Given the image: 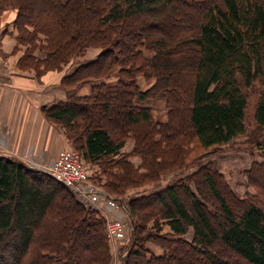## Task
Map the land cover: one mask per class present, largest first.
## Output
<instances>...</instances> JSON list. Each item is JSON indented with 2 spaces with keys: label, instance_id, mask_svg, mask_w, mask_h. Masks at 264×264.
Here are the masks:
<instances>
[{
  "label": "trees",
  "instance_id": "1",
  "mask_svg": "<svg viewBox=\"0 0 264 264\" xmlns=\"http://www.w3.org/2000/svg\"><path fill=\"white\" fill-rule=\"evenodd\" d=\"M14 1L19 13L10 24L27 47L20 69L43 78L89 47L102 48L62 78L67 88L96 82V92L42 112L83 157L101 164L103 187L126 205L132 231L123 264H264V160L246 171L255 193L243 198L211 162L122 198L185 166L188 151L204 156L243 136L264 149V0ZM8 2L0 0V10ZM116 68L117 83L101 82ZM139 74L154 83L142 89ZM161 95L166 122L142 104ZM112 105L119 127L107 125ZM127 124L142 126L133 153L151 165L146 173L122 152ZM165 224L169 233H162ZM149 241L163 246L162 254ZM110 258L100 211L50 173L0 155V264H110Z\"/></svg>",
  "mask_w": 264,
  "mask_h": 264
},
{
  "label": "rangeland",
  "instance_id": "2",
  "mask_svg": "<svg viewBox=\"0 0 264 264\" xmlns=\"http://www.w3.org/2000/svg\"><path fill=\"white\" fill-rule=\"evenodd\" d=\"M19 13V8L14 0H9L7 5H3V9L0 10V49L5 43V41L10 37L15 40V46L12 50L13 54L17 56V60L10 61V58L6 55H3L0 50V59L4 61L5 64L0 71V73L6 69L9 70L12 67L16 70L20 71H28L31 70L33 72L36 71L34 69L30 70H22L18 66L19 59L22 55H24L26 51V46L19 45L16 39L17 30L14 26L10 23L17 19ZM40 41L39 43H47V36L45 34L40 33ZM7 38V39H6ZM18 46L19 51L15 52L16 47ZM101 47H89L83 55L80 56H72L68 58L62 65L61 68L58 70H50L43 76V78H37L40 85H45L46 93L41 98L43 100H47V104L52 105L60 100H70L73 95L81 94V95H91L96 92L94 84L96 82H87V83H80L75 88H67L62 84V78L70 74L74 68L79 64L81 61L85 60H92L94 59L100 52ZM148 56L150 53L146 52ZM38 57H44L45 54L41 53L39 50L35 52ZM118 68L112 73L107 79L102 80L101 82H108L110 84L117 83L119 77L117 76ZM154 79L148 80L145 78L144 75L139 74L138 82L142 89H148L153 83ZM46 95V96H45ZM145 104L153 110L154 117L157 121L166 122L169 117L168 105L165 95H161L158 97L150 98L146 102L142 103ZM114 105H112V110L110 114L107 116H113L112 120L107 121V125L111 127H119L121 121L120 116L114 115ZM43 114V112H42ZM45 120L52 126L57 127L58 129L62 130L64 136L66 137L65 131L61 126L56 125L54 122H50L43 114ZM126 127L129 129L128 138L125 147L122 149V152L125 154L130 153V160L133 162L134 166L141 172L146 173L147 170L151 169L150 164L147 165L146 161L137 154L133 153L134 147L137 145L138 141V132L142 126L138 124H127ZM133 133V135L131 134ZM157 138L161 139V135L158 134ZM67 138V137H66ZM68 142L64 149L72 148L76 151L77 155L80 158L82 166L84 167L85 173L87 175V179L84 182L75 181V183H79L83 188H94L98 192L107 193L109 194L104 186V182L107 179V175L103 174V167L101 164L97 162H91L87 160L82 154L75 148L71 140L67 138ZM246 136L240 137L235 139L234 141L224 144L216 151L211 152L210 154L204 156H196L197 152L188 151L186 154V165L182 168H178L174 171L169 172H162L160 174L159 180L154 182H146L142 185L131 187L127 189V191L122 195V198L128 200L132 196L140 195L143 193H149L155 189L165 186L166 184L170 183L172 180L180 179V177H185L186 175L191 174L194 172L200 165L205 163L211 162L214 165V168L221 172L228 184L230 185L231 189L235 192V194L241 198L245 197L247 194L255 193V188H253L248 181V175L246 171L252 166L254 161L264 160V149H258L257 147H251L249 142H246ZM8 145L6 136L3 137L0 133V150H6ZM164 146H166L163 143ZM28 148H32L27 152L24 151L21 153L22 157L18 155H7L12 157H17L20 160L24 161L25 163H29L34 165L35 167H39L47 171H50L53 167V162L56 160L48 158L47 153L43 152L39 149L37 144H32ZM62 149V150H64ZM61 150V151H62ZM42 151V152H41ZM60 151V152H61ZM59 152V154H60ZM58 154V155H59ZM0 155H6L0 151ZM47 156V157H46ZM145 165V167H144ZM201 179V176H198ZM209 193V192H208ZM112 196V195H111ZM97 201L95 203H86L95 207L104 217L106 218V232L109 236V246H110V264H123L124 257L128 253V242L131 240V224L129 223V218L127 217L126 212L121 208V202L118 199L112 200L107 196L99 195ZM114 197V196H113ZM78 198L81 197L78 195ZM81 200V199H80ZM93 200V199H92ZM95 201V200H93ZM100 208V209H98ZM110 220H120L123 223L122 229L125 232V239L116 238L114 234L108 232V228L112 227ZM110 221V222H109ZM150 226H153V220L149 222L148 229ZM170 228L165 224L162 230V233H169ZM193 232L190 231L186 237L191 239ZM123 246V247H122ZM148 248L154 253H161L164 251V247L160 246L154 242H148Z\"/></svg>",
  "mask_w": 264,
  "mask_h": 264
},
{
  "label": "crops",
  "instance_id": "3",
  "mask_svg": "<svg viewBox=\"0 0 264 264\" xmlns=\"http://www.w3.org/2000/svg\"><path fill=\"white\" fill-rule=\"evenodd\" d=\"M15 44L9 37L0 49L10 61L17 60L12 52ZM45 93V85L39 84L32 70L20 71L12 67L0 73V133L8 142L6 150L1 152L22 157V152L37 144L48 158L55 159L65 148L68 140L62 130L52 127L43 117L42 107L49 105L47 100L41 99Z\"/></svg>",
  "mask_w": 264,
  "mask_h": 264
},
{
  "label": "built area",
  "instance_id": "4",
  "mask_svg": "<svg viewBox=\"0 0 264 264\" xmlns=\"http://www.w3.org/2000/svg\"><path fill=\"white\" fill-rule=\"evenodd\" d=\"M5 62L0 59V71L2 70ZM37 167V166H36ZM39 168V167H38ZM41 169V168H40ZM44 170V169H42ZM46 171V170H44ZM47 172V171H46ZM54 178L65 183L70 188L74 189V191L79 195L81 200L85 203H95L98 199L99 195L107 196L112 200H115L113 197L109 196L107 193L98 192L94 188H83L80 184L75 183L84 182L87 179V175L85 173L84 167L80 161L79 156L76 151L72 148H66L60 152L56 160L53 162V167L50 171H48ZM95 201H93V200ZM121 208L126 212L127 217L129 218V223L131 224V219L127 210V207L124 203H121ZM100 209V208H98ZM101 210V209H100ZM112 223V227L108 228V232L117 236L116 238L125 239V232L122 229L123 223L120 220L114 221L110 220ZM109 221V222H110Z\"/></svg>",
  "mask_w": 264,
  "mask_h": 264
},
{
  "label": "bare ground",
  "instance_id": "5",
  "mask_svg": "<svg viewBox=\"0 0 264 264\" xmlns=\"http://www.w3.org/2000/svg\"><path fill=\"white\" fill-rule=\"evenodd\" d=\"M109 237V236H108ZM123 247V246H122Z\"/></svg>",
  "mask_w": 264,
  "mask_h": 264
}]
</instances>
